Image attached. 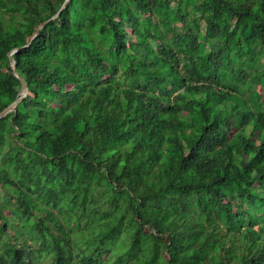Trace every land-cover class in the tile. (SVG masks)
Returning a JSON list of instances; mask_svg holds the SVG:
<instances>
[{"label": "trees", "instance_id": "obj_1", "mask_svg": "<svg viewBox=\"0 0 264 264\" xmlns=\"http://www.w3.org/2000/svg\"><path fill=\"white\" fill-rule=\"evenodd\" d=\"M65 1L0 0V112ZM13 57L0 264H264V0H71Z\"/></svg>", "mask_w": 264, "mask_h": 264}, {"label": "water", "instance_id": "obj_2", "mask_svg": "<svg viewBox=\"0 0 264 264\" xmlns=\"http://www.w3.org/2000/svg\"><path fill=\"white\" fill-rule=\"evenodd\" d=\"M71 0H66L63 4V6L60 8V10L53 16L51 17L49 20H46L44 23H42L39 28L36 30V32L34 33V35L32 36L30 42L25 46V47H21L18 49L13 50L11 53H9V58H10V65L11 68L13 70V73L15 75L16 78H18L21 82V89L18 95V98L11 104L9 105L7 108H5L2 112H0V121L6 117V115H8L10 112H13L16 110L17 106L19 104H21L29 95V88L27 83L25 82V80L19 75L18 71H17V62L14 59L13 55L15 53H17L19 50L23 49V48H27L30 47L32 45V43L35 41V39L40 35V32L43 28H45V26L50 23L53 20H56L61 13L67 8V6L69 5Z\"/></svg>", "mask_w": 264, "mask_h": 264}]
</instances>
